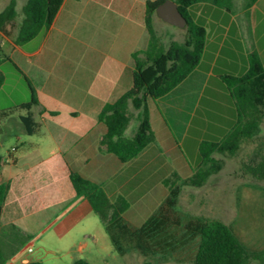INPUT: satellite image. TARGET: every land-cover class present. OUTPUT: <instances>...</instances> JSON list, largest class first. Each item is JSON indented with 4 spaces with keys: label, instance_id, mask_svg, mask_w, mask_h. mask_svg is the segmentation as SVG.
Wrapping results in <instances>:
<instances>
[{
    "label": "crops",
    "instance_id": "crops-1",
    "mask_svg": "<svg viewBox=\"0 0 264 264\" xmlns=\"http://www.w3.org/2000/svg\"><path fill=\"white\" fill-rule=\"evenodd\" d=\"M146 1L63 0L51 25L30 40L18 44L15 38L0 32L1 47L10 49L9 57L35 89L38 104L31 111L40 125L35 133L42 134L47 141L45 154L40 149L35 157L9 152L3 167L2 180L8 184L0 215L3 264H15L22 259L23 252L31 246L28 241L19 248V241L31 235L29 227L37 220V202L41 201L43 207L50 193L64 194V185L65 200L49 216L42 231H50L59 239L74 236L71 246L77 244L79 249L88 245L86 238L98 241L97 234L85 225L92 207L85 196L75 194L70 171L99 183L112 201L124 196L129 207L122 216L134 229L165 200L168 187L164 179L192 174V166L179 152L188 132L205 126V137L218 140L215 131L223 134L235 122V105L222 76L243 74L251 50L258 51L264 65V0L230 12L209 5L207 14L213 25L202 24L206 38L197 66L170 92L148 99L154 140L126 162L102 148L100 139L106 125L99 113L105 103L131 87L132 52L146 47L148 42L144 23ZM8 2L5 1L4 8ZM18 4L16 0V10ZM10 26L7 23L5 27ZM185 82H191V86L181 94L179 107L173 112L179 126L185 127L179 138L159 103L170 102L169 96ZM123 85L128 88L123 90ZM217 91L222 93L219 98ZM204 98L203 114L198 116ZM44 124L47 132L43 131ZM37 178L51 181L45 189L37 184Z\"/></svg>",
    "mask_w": 264,
    "mask_h": 264
},
{
    "label": "trees",
    "instance_id": "trees-1",
    "mask_svg": "<svg viewBox=\"0 0 264 264\" xmlns=\"http://www.w3.org/2000/svg\"><path fill=\"white\" fill-rule=\"evenodd\" d=\"M163 1H146L144 23L148 42L146 47L132 52L134 69L131 87L114 101L105 103L99 113V119L106 125V132L100 139V145L106 151L115 154L122 162L137 156L154 140L148 99H156L170 92L194 70L202 56L206 29L192 18L189 7L207 1L228 12L232 11V0H174L187 18L186 33L182 41L172 40L166 47L162 45L153 26L156 8ZM254 1L250 0V3ZM62 2L63 0H27L23 6L24 17L19 24L15 42H26L46 30ZM15 6L16 0H9L0 12V32H6L7 23L13 24L17 15ZM5 57L12 61L9 55ZM247 60L248 67L243 74L222 76L235 105V122L223 138L204 139L199 142L198 165L193 168L190 176L183 179V183L203 185L211 175L223 167V158L216 157L215 154L234 156L248 141L255 144L249 158L241 163V173L252 179L264 181V138L260 136L264 118V65L257 50H251ZM13 64L16 66L14 62ZM23 76L30 88L31 97L29 101L18 105L26 109L20 120L26 132L33 134L40 126L31 111L32 106L38 104V100L30 80L24 73ZM4 79V74L0 72V87ZM130 105L137 112L138 123L135 130L128 135L126 131L133 117ZM11 111L12 109L1 112L7 114ZM8 158L9 155L0 154V215L8 191V184L2 180V170ZM69 176L75 194L86 197L92 210L103 222L114 250L120 254H125L129 250H137L145 257L159 253L168 254L197 238L198 246L191 264H264V248L246 247L232 228L220 219L202 216L190 218L180 223L183 230L177 234L172 229V224L176 222L173 219V212L179 186L171 185L169 177L164 179V183L169 186V196L165 203L139 227L133 229L122 216L129 207V201L124 196L112 201L99 183L74 171H70ZM4 260L0 258V264H3ZM23 264L45 263L32 260ZM72 264L92 263L85 258H77ZM143 264L152 262L145 260Z\"/></svg>",
    "mask_w": 264,
    "mask_h": 264
},
{
    "label": "rangeland",
    "instance_id": "rangeland-1",
    "mask_svg": "<svg viewBox=\"0 0 264 264\" xmlns=\"http://www.w3.org/2000/svg\"><path fill=\"white\" fill-rule=\"evenodd\" d=\"M5 1L0 0V12L4 8ZM26 1L19 0V7L16 10L17 15L13 20V24L6 28V32H3L11 39L17 35L19 24L24 17L22 6ZM231 2L232 11H238L245 4L250 3V0H232ZM209 5L212 4L207 1H201L189 7L193 18L200 24L208 25V27L213 25L212 21L208 19L207 12L210 9ZM212 7L225 10L214 5ZM153 26L162 45L166 47L172 40L182 41L186 33V26L179 27L173 25L162 20L157 15L153 18ZM140 44L142 46L143 43L141 42ZM9 54L10 49L5 47L0 48V72L4 74L5 78L2 88H0V112L12 109L7 114L8 116L0 114V154L8 155L10 152L11 155L20 156L24 153H29L35 157L39 149L45 154L47 141L43 135L40 133L29 134L23 129L19 114H25L26 109L18 105L29 101L31 92L19 67L15 66L12 61L5 57ZM182 85L178 92L169 96L170 102L166 100L168 103L162 101L159 103L163 115L179 138L184 133L185 127L179 126V120L174 116L173 112L179 107L178 105L182 99L181 94L189 89L191 82H185ZM127 86L123 85V90H126ZM217 95L219 98L222 93L217 91ZM204 104L205 98L201 103L198 116L203 114L201 110L205 107ZM34 109L37 112L36 107ZM130 111L133 113V117L126 131L128 135L135 130L138 123L136 118L137 112L131 105ZM37 118L40 119L38 114ZM43 129V131L47 132L45 124L43 125ZM215 132L219 134V139L223 138V134L226 133L220 134L219 130ZM207 135L208 131H206L205 126L197 127L195 130L191 129L188 132L187 138L181 142L179 152L182 153L183 158L192 168L197 167L200 159L198 140L207 139L205 137ZM260 136L264 138V118L261 123ZM254 144L252 141L244 143L239 152L234 156L215 154L216 157L223 158V167L219 172L211 175L201 186L183 183V179L191 174H184L182 177L178 175L168 176L171 185L179 186L175 210L173 212V219L176 222L172 224V229L177 234H180L183 230L181 224L190 218L197 216L216 218L227 223L246 247L250 249L264 248V181L252 179L241 173V163L249 158ZM36 181L41 188L46 189L47 183L51 180L37 178ZM167 187L166 198L169 196V186L167 185ZM63 188L64 194L56 195L52 192L47 197L49 200L44 198L43 207L41 206V201L37 202L34 209V215L37 220L31 223L29 227L31 235L19 241V248L30 241L29 246L32 247V250L26 249L22 254V259L15 264H23L32 260H39L45 264H72L77 258H85L92 264H143L145 260H150L152 264H191L198 246L197 238L168 254L159 253L145 257L137 250H129L125 254H120L114 250L103 222L94 211L86 217L85 225L89 226L90 230L97 234L98 241L94 242L89 238L84 239L88 241V245L83 249H79L77 244L71 246L75 238L74 236L68 235L64 236L63 239H59L50 231H42V228L49 220V216L57 212L60 204L65 200V194H67V192L65 193V185ZM8 194L10 197L12 196L11 192ZM165 200H162L160 205L164 204Z\"/></svg>",
    "mask_w": 264,
    "mask_h": 264
},
{
    "label": "water",
    "instance_id": "water-1",
    "mask_svg": "<svg viewBox=\"0 0 264 264\" xmlns=\"http://www.w3.org/2000/svg\"><path fill=\"white\" fill-rule=\"evenodd\" d=\"M156 14L164 21L179 27L187 25V18L179 10L174 0H164L156 8Z\"/></svg>",
    "mask_w": 264,
    "mask_h": 264
},
{
    "label": "built area",
    "instance_id": "built-area-1",
    "mask_svg": "<svg viewBox=\"0 0 264 264\" xmlns=\"http://www.w3.org/2000/svg\"><path fill=\"white\" fill-rule=\"evenodd\" d=\"M28 250H29V251H31V250H32V248H31V247H29V248H28Z\"/></svg>",
    "mask_w": 264,
    "mask_h": 264
}]
</instances>
